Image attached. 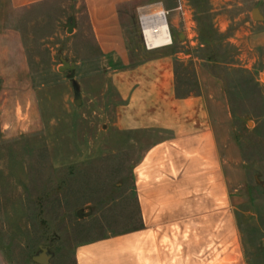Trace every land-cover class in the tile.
Here are the masks:
<instances>
[{
	"label": "rangeland",
	"instance_id": "1",
	"mask_svg": "<svg viewBox=\"0 0 264 264\" xmlns=\"http://www.w3.org/2000/svg\"><path fill=\"white\" fill-rule=\"evenodd\" d=\"M154 4L173 43L150 52L140 12ZM118 16L131 66L172 54L178 95L228 105L223 197L195 196L160 237L165 260L264 264V0H128ZM98 37L85 0H0V264H38L44 249L47 264H77L78 249L144 225L135 164L159 134L114 126L119 65Z\"/></svg>",
	"mask_w": 264,
	"mask_h": 264
},
{
	"label": "crops",
	"instance_id": "2",
	"mask_svg": "<svg viewBox=\"0 0 264 264\" xmlns=\"http://www.w3.org/2000/svg\"><path fill=\"white\" fill-rule=\"evenodd\" d=\"M38 1L43 0H10V4L20 8ZM127 1L85 0L101 51L119 65L110 73L120 100L114 126L125 132L159 134L135 164L144 225L78 249L77 264H170L160 237L173 230L175 220L191 216L195 196L203 208L208 201L213 207V201L223 197V124L228 105L221 96L209 102L202 94L178 95L172 54H154L131 66L118 16V6ZM21 58L17 76L25 72Z\"/></svg>",
	"mask_w": 264,
	"mask_h": 264
},
{
	"label": "bare ground",
	"instance_id": "3",
	"mask_svg": "<svg viewBox=\"0 0 264 264\" xmlns=\"http://www.w3.org/2000/svg\"><path fill=\"white\" fill-rule=\"evenodd\" d=\"M140 16L147 22L144 27V34L148 49L155 50L171 45V33L167 20L163 16L164 8L160 4L148 6Z\"/></svg>",
	"mask_w": 264,
	"mask_h": 264
},
{
	"label": "water",
	"instance_id": "4",
	"mask_svg": "<svg viewBox=\"0 0 264 264\" xmlns=\"http://www.w3.org/2000/svg\"><path fill=\"white\" fill-rule=\"evenodd\" d=\"M253 17H254V18H261V16L259 15L258 10H254V11H253ZM73 24H74V17H72V18L70 19V22H69L68 25H67V29H68V31H71V30H72ZM65 68H67L68 70H71V69H72V66L69 65L67 62L64 61V62H63V67H62V69H65ZM70 77L72 78V77H73V74H71ZM75 92L78 93V88H77V86H75ZM77 102H79V99H77ZM78 215H79L80 217H82L83 214H82L81 211H79V212H78ZM33 261L36 262V263H38V264H47L48 261H49V256H48V254L46 253V250L44 249L42 253H40L39 255L35 256V257L33 258Z\"/></svg>",
	"mask_w": 264,
	"mask_h": 264
},
{
	"label": "built area",
	"instance_id": "5",
	"mask_svg": "<svg viewBox=\"0 0 264 264\" xmlns=\"http://www.w3.org/2000/svg\"><path fill=\"white\" fill-rule=\"evenodd\" d=\"M177 10L180 11V13L182 14L183 17H185L187 15L186 11L184 10V6H183L182 3H179V6L177 7ZM168 15H169V12L164 9L163 16L165 17V20H167V21H168V18H167ZM168 23H169V21H168ZM146 25H147V22L144 19H142L141 16H140V28H141L142 38H143V41H144V44H145L146 48L148 49L146 36L144 34V27ZM170 33H171V30H170ZM171 37H172V33H171ZM172 43H173V38L171 40V45H172ZM148 50H150V49H148Z\"/></svg>",
	"mask_w": 264,
	"mask_h": 264
}]
</instances>
